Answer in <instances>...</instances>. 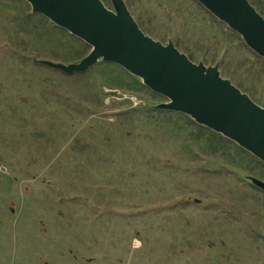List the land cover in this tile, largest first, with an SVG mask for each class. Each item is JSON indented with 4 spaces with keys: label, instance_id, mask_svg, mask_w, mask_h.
<instances>
[{
    "label": "rangeland",
    "instance_id": "1",
    "mask_svg": "<svg viewBox=\"0 0 264 264\" xmlns=\"http://www.w3.org/2000/svg\"><path fill=\"white\" fill-rule=\"evenodd\" d=\"M144 34L264 108V58L196 0H123ZM264 18V0H248ZM113 10L110 0H102ZM0 0V264H264V163Z\"/></svg>",
    "mask_w": 264,
    "mask_h": 264
},
{
    "label": "water",
    "instance_id": "2",
    "mask_svg": "<svg viewBox=\"0 0 264 264\" xmlns=\"http://www.w3.org/2000/svg\"><path fill=\"white\" fill-rule=\"evenodd\" d=\"M38 13L87 43L91 50L77 63H38L67 74L82 73L99 60L120 65L152 91L167 98L155 105L184 113L234 141L264 163V108L220 76L218 65L192 62L169 41L143 33L123 0H25ZM241 36L264 58V18L248 0H196ZM264 190V181L249 177Z\"/></svg>",
    "mask_w": 264,
    "mask_h": 264
}]
</instances>
